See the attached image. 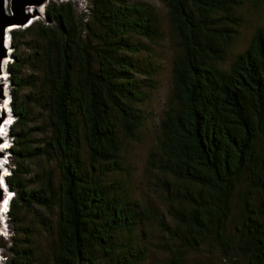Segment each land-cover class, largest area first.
<instances>
[{"label": "trees", "instance_id": "trees-1", "mask_svg": "<svg viewBox=\"0 0 264 264\" xmlns=\"http://www.w3.org/2000/svg\"><path fill=\"white\" fill-rule=\"evenodd\" d=\"M90 1L87 22L72 3L53 2L45 20L11 32L8 264H41L31 216L53 236L52 264H142L139 228L151 221L169 239L168 264H189L204 246L264 264V25L227 64L241 10L264 0H165L173 89L148 168L172 225L115 178L155 87L139 57L147 47L133 37L156 43L160 18L144 3Z\"/></svg>", "mask_w": 264, "mask_h": 264}, {"label": "rangeland", "instance_id": "rangeland-1", "mask_svg": "<svg viewBox=\"0 0 264 264\" xmlns=\"http://www.w3.org/2000/svg\"><path fill=\"white\" fill-rule=\"evenodd\" d=\"M128 1L131 4L144 3L153 8L160 18L163 35L156 43L147 42L136 36L133 37L134 41L141 42L147 47L149 55L144 52L145 54L141 53L139 57L142 62L141 66H145L146 63L150 62L153 65L155 70L152 71L151 81L155 83V87H149L146 90L148 99L138 106L145 115V122L143 127L138 130L136 139L123 141L122 156L125 170L115 175V178L119 180L121 184H124L128 193H130L134 200L138 201L144 207L152 206L157 213L164 217L169 225H172V221L168 215L166 201L160 198L159 191L157 187L154 186L155 175L150 172L148 168V160L150 154L156 149L159 138L158 126L172 94V68L176 56L175 40L168 22V9L165 0ZM53 2L57 4L72 3L81 20L84 22L91 20V13L89 11L91 7L90 0H49L47 4L40 5V8L38 7L36 11L33 10L31 13L33 21L45 20V10L47 6ZM29 7L33 8L34 6ZM29 7H26V12L28 14ZM240 15L243 19V26L240 29L238 38L234 42L233 48L229 51L227 57L228 65L234 60L236 55L242 53L248 47L256 28L264 25V5L259 8H253L251 5L245 6L241 10ZM28 26L29 25H26L22 28L15 26L11 31L15 29H25ZM30 41L31 38L25 39L21 49L22 53L26 56H29L32 52L29 47ZM10 52L13 54V50ZM146 59L149 61L147 62ZM13 61L14 58L7 57L6 66L8 67V64ZM7 78V85L9 87L8 92L11 97L9 74H7ZM9 106H11V101L9 102ZM5 122H7L8 125L5 130V138H0V147L5 146L8 150L2 154L0 162L5 163L7 167L3 171L5 174L4 178H7V176L11 174L9 150L12 141L10 139L9 130L13 120L8 116L3 123ZM13 196V193L10 194V202ZM9 211L10 205L7 215L0 216V264H8V258L10 257L9 247L12 233L8 223ZM42 215L45 218H49V216H45L43 213ZM50 219H52V216ZM41 221L43 220L40 218H34L32 216L27 217L25 219V227L33 229V239L39 258L41 259L40 263L52 264L51 250L53 236L51 232L44 227ZM142 228H139V235L142 237L144 235L142 232L145 231L149 247L147 257L142 264H168L170 257L164 248V244L169 243V239L164 234L162 227L159 226L156 221H151ZM187 261L189 264H247L243 257L238 258L234 263L227 261L222 257L219 250L208 246H204L199 251L189 254Z\"/></svg>", "mask_w": 264, "mask_h": 264}, {"label": "water", "instance_id": "water-1", "mask_svg": "<svg viewBox=\"0 0 264 264\" xmlns=\"http://www.w3.org/2000/svg\"><path fill=\"white\" fill-rule=\"evenodd\" d=\"M49 0H0V78L4 72V60L7 57L14 58L12 53L13 50L11 46V32L9 28L11 27H24L30 25L33 21L32 14L26 12V7L29 6H40L47 4ZM5 74H9L7 67ZM7 97L8 101H11L9 92L6 94L2 84L0 83V103ZM9 116L14 119V115L9 106ZM4 122V118L0 114V125ZM1 138V136H0ZM3 152L0 151V158ZM1 181V176H0ZM1 185V183H0ZM5 193H2V188L0 186V200L2 196L6 195V199L9 200L10 194L13 192L9 189L7 180L4 178ZM9 203L10 200H9ZM10 205V204H9Z\"/></svg>", "mask_w": 264, "mask_h": 264}, {"label": "bare ground", "instance_id": "bare-ground-1", "mask_svg": "<svg viewBox=\"0 0 264 264\" xmlns=\"http://www.w3.org/2000/svg\"><path fill=\"white\" fill-rule=\"evenodd\" d=\"M38 7L40 8V6H34L33 8L32 7H29L28 8V11H29V14H31L34 11H36L38 9ZM15 27H11L9 28L10 31L12 29H14ZM6 62H7V58H5L4 60V72H3V75L1 76L0 78V83L2 84L3 86V89L5 91V93L7 94L8 93V78H7V75L5 74V70H6ZM9 101L7 99V97L1 101L0 103V114L2 115V117L4 118V121L7 119V117L9 116ZM8 123L5 122L3 123L2 125H0V136L1 138H5V130L7 129ZM8 149L5 147V146H1L0 147V151L1 152H6ZM5 168H7L5 166V163H2L0 162V174H1V188H2V193H5V185H4V177H5V174L3 173V171L5 170ZM9 200L6 199V195L5 196H2L1 200H0V216H4V215H7V212H8V209H9Z\"/></svg>", "mask_w": 264, "mask_h": 264}]
</instances>
